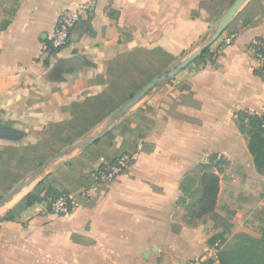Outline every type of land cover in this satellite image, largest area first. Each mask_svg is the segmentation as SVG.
Segmentation results:
<instances>
[{
  "label": "crops",
  "instance_id": "1",
  "mask_svg": "<svg viewBox=\"0 0 264 264\" xmlns=\"http://www.w3.org/2000/svg\"><path fill=\"white\" fill-rule=\"evenodd\" d=\"M233 1L0 0V196L97 134L131 95L198 48ZM84 2L93 15L43 67L36 57L57 16ZM222 35L233 42L212 60L187 65L0 207V264H186L214 253L219 240H208L223 231L178 213L181 184L213 155L241 166L245 186L264 184L235 123L239 110L264 113V71L249 50L264 37V0H245ZM124 153L132 164L98 183L99 166ZM49 188L71 197L67 214L47 209ZM28 193L39 200L28 205Z\"/></svg>",
  "mask_w": 264,
  "mask_h": 264
},
{
  "label": "trees",
  "instance_id": "2",
  "mask_svg": "<svg viewBox=\"0 0 264 264\" xmlns=\"http://www.w3.org/2000/svg\"><path fill=\"white\" fill-rule=\"evenodd\" d=\"M7 23V20L3 21L1 28H4ZM213 44H215V42ZM212 45L194 60L193 63H198L205 59L212 60V56L215 55ZM254 72H258L259 75L263 76L259 70L254 69ZM263 122L264 113L258 115L248 113L244 110H239L235 113V123L239 131L246 137L248 150L253 158L257 171L261 174H264ZM220 164L229 165L230 162L223 156L218 157L213 155L210 157L209 162H201L197 165L196 175H187V177L184 178L181 189L185 191V195L181 198V205L187 212L189 223L192 219L206 216L208 213H213L215 216H218L215 212L216 199L220 189V174L225 171L224 167ZM196 183L198 189L190 190V186ZM60 194L62 193H59L53 188H49L45 196H58ZM194 196H198L196 201H190L188 204H185L186 198H191V200H193ZM25 199L28 205L39 200L38 197L31 193H28ZM8 216L10 217V215ZM224 223L227 224L226 219H224ZM173 230L178 231L179 227L173 225ZM223 235V232L214 234L208 240L209 244L214 245L217 240L221 241ZM240 235L241 239L238 242L233 245L225 244L223 248L217 251L218 264H264V250L262 252L256 251L254 249L256 245L254 241L247 234Z\"/></svg>",
  "mask_w": 264,
  "mask_h": 264
},
{
  "label": "built area",
  "instance_id": "3",
  "mask_svg": "<svg viewBox=\"0 0 264 264\" xmlns=\"http://www.w3.org/2000/svg\"><path fill=\"white\" fill-rule=\"evenodd\" d=\"M93 15V8L88 3H81L76 7L63 9L56 18L54 28L41 45L40 51L36 57L37 62L47 66L50 58L56 54L59 49L65 46L71 37L73 28L84 18H89ZM233 37L231 35H222L216 40L215 52L232 44ZM249 50L253 64L259 70L264 71V37H258L250 42ZM264 126V122L262 124ZM133 161V156L130 153H124L113 163H106L96 170L95 179L100 184L111 182L121 175ZM45 204L51 212L64 215L67 214L72 207L71 197L65 194L58 196H46ZM217 250L218 242L214 246ZM207 257H196L187 261L186 264H218L217 252Z\"/></svg>",
  "mask_w": 264,
  "mask_h": 264
},
{
  "label": "rangeland",
  "instance_id": "4",
  "mask_svg": "<svg viewBox=\"0 0 264 264\" xmlns=\"http://www.w3.org/2000/svg\"><path fill=\"white\" fill-rule=\"evenodd\" d=\"M178 61V60H177ZM225 171L220 177V190L216 201V214L208 213L201 221L219 226L225 236L218 241L216 252L225 244H235L240 234H247L256 244V251L264 250V184L245 186V175L241 166L220 164ZM185 208L178 213L185 214ZM181 215V219H182ZM226 219L227 224L224 223ZM234 219L235 223L228 222ZM183 220V219H182ZM235 224L240 231H233Z\"/></svg>",
  "mask_w": 264,
  "mask_h": 264
},
{
  "label": "water",
  "instance_id": "5",
  "mask_svg": "<svg viewBox=\"0 0 264 264\" xmlns=\"http://www.w3.org/2000/svg\"><path fill=\"white\" fill-rule=\"evenodd\" d=\"M245 2V0H234L233 3L229 6V8L225 11V13L219 18L217 25L211 31L209 35L205 37L203 43L196 48L192 53L188 56L182 58L181 60L177 61L174 65L170 66L169 68L161 71L155 77H153L148 83H146L139 91L134 93L126 102H124L118 109H116L111 116L109 117L106 124L103 128L95 135L85 138L79 142L71 144L52 156L48 157L46 160L41 162L32 172L31 174L20 181L18 184L13 186L7 192L0 196V207L5 204L9 198L19 192L22 188L30 184L34 181L45 169V167L54 159L70 153L80 147L89 145L99 138H101L110 128L111 126L117 122L128 110H130L139 100H141L145 95L149 94L153 89L156 87L164 84L172 77H174L178 72L183 70L187 65L191 64L194 60H196L205 50L212 45L219 36L225 31L227 24L240 8V6Z\"/></svg>",
  "mask_w": 264,
  "mask_h": 264
}]
</instances>
